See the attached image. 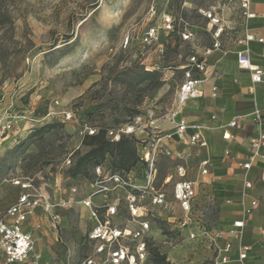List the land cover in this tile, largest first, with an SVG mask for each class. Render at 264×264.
Returning <instances> with one entry per match:
<instances>
[{"label":"rangeland","instance_id":"rangeland-1","mask_svg":"<svg viewBox=\"0 0 264 264\" xmlns=\"http://www.w3.org/2000/svg\"><path fill=\"white\" fill-rule=\"evenodd\" d=\"M209 12L219 13L229 26L221 40L234 52L243 22L238 2L0 0V114L10 111L19 118L17 133L0 145V219L23 194L17 181L30 179L61 203L70 189L79 191L72 206L60 209L58 231L38 230L34 258L27 264H82L94 255L90 214L79 201L93 190L95 168H113L114 157L87 156L95 148L90 136L105 132L114 142L125 137L138 152L145 125L161 123L175 111L190 56L213 46L216 27ZM130 128L134 131L127 133ZM78 166L83 173L75 175ZM180 166L185 163L176 156L160 155L158 185L169 175L174 182ZM242 180L235 183V194L225 197L238 202L212 208L200 201L209 228L229 231L226 222L245 216L250 201L243 197ZM254 192L261 209L247 217L248 231L255 227L249 219L260 215L264 229V181ZM159 227L162 237L150 242L147 264H183L167 255L170 247L182 245L188 246L192 264H215L211 251L192 248L187 231L161 222Z\"/></svg>","mask_w":264,"mask_h":264},{"label":"built area","instance_id":"built-area-1","mask_svg":"<svg viewBox=\"0 0 264 264\" xmlns=\"http://www.w3.org/2000/svg\"><path fill=\"white\" fill-rule=\"evenodd\" d=\"M223 2L238 1L245 22V36L238 39V44L244 48L237 53L238 66L242 71L249 73L253 84H260L264 80V71L260 66L253 63L251 59L250 44L258 42L264 44V36H256L250 31V22L257 19L259 15L252 11L255 2L264 0H220ZM264 18V14L261 15ZM212 25L216 27L213 38L214 44L203 54H193L188 59L187 70L177 93V106L175 111L165 117L171 129L166 130L161 123L145 125L147 136L138 143L137 165L129 171L113 170L112 168L99 165L95 168L93 190L82 198L80 204L89 211L92 227L88 232V241L93 244L94 255L89 256L82 264H147L149 259V245L154 240L149 235L151 221L155 217L154 210H169V193L164 186H158L157 161L160 155L173 156L168 142L177 137L186 141L192 147L208 148V141L201 132V127L191 125L186 120H178L180 109L189 101L204 96L203 84L210 77L218 76L214 68L210 70L207 58L217 51L225 54L221 38L229 35V26L217 16L216 12L207 13ZM150 36H152L150 34ZM188 38V36H185ZM204 76V78H202ZM219 94V88L213 86L212 98ZM254 122L261 129L250 138V157L247 162L240 164L246 173L250 172L254 165L260 160L264 161V128L263 114L260 110L253 113ZM72 119L70 113L66 114V120ZM213 120L217 116H213ZM140 121V119H138ZM19 118L10 111L0 114V145L11 134L17 133ZM223 131V139L229 141L233 138L231 129L244 130V117H235L228 124L219 126ZM89 134L94 130L87 128ZM191 132V133H190ZM129 133V131L127 132ZM226 155H230L226 151ZM182 158V157H181ZM70 162V159L68 160ZM209 160L201 162L200 167L203 175L209 174ZM187 166H180L177 170L179 181L173 182V176H168L164 184L173 185V199L183 212L180 227L190 231V239L202 238L210 246H215L218 238L226 235L225 231L212 234L203 219L205 212L195 214L196 190L195 183L187 180ZM141 180V183L139 182ZM32 180L26 179L21 185L23 194L18 201L10 206L4 218L0 219V264H27L34 258L35 239L27 225L33 230L43 229L45 226L42 219L48 220L49 228L58 231L60 226L59 211L70 207L76 202L79 194L77 188L70 189V196L64 202H59L57 197H52L43 189H38L32 184ZM244 194L255 188V183L245 179L243 181ZM121 193H123L121 195ZM259 207V200L253 198L245 216L253 215ZM124 212L126 224L117 223V218ZM245 220L234 223V230L228 235L235 238L243 234ZM231 243H227L222 249L217 248L218 256L215 264H230L234 262L230 256ZM251 252L248 245L238 247V258L236 264H246ZM264 252V250H263ZM223 254V255H222Z\"/></svg>","mask_w":264,"mask_h":264},{"label":"crops","instance_id":"crops-1","mask_svg":"<svg viewBox=\"0 0 264 264\" xmlns=\"http://www.w3.org/2000/svg\"><path fill=\"white\" fill-rule=\"evenodd\" d=\"M235 2L225 3L232 5L235 4ZM252 11L257 13L259 17L250 22V31L256 36H264V18L261 16L264 14V1L255 2L252 5ZM217 16H219V13H217ZM241 27V35L238 39L244 38L245 36L244 18ZM235 44L234 52L231 53L229 49L224 46L225 44H223L224 50L228 52L227 54L222 51H217L207 58L210 70L214 68L218 73V76L210 77L202 86L205 93L204 96L187 102L180 109L177 117L178 120L184 119L191 125L200 126L202 134L208 141V148L203 149L192 147L186 141H181L177 137L168 142L169 148L174 153L173 156H176L187 166L188 173L186 179L195 183L197 194L195 199V214L197 213V215L200 214L199 212L203 211L198 209L200 201L202 202V205L212 208L216 205H218L219 208L223 207V205L228 207L227 205L229 203L238 202L237 200L232 201V198L225 197L235 194V183L241 179H243L242 183H244L243 181L245 179L255 183V188L246 195L243 194V197L248 198L250 202L253 198H257L259 200V207L255 212H258L261 209L260 195H256L254 191L256 190L257 185H261L264 181V161L260 160L257 162L248 173H245V170L240 164L248 161L250 157V138L255 136L261 129L255 124L253 113L255 110H260L264 118V80L262 83L255 85L251 81L249 73L242 71L239 68L237 53L244 47L239 45L238 42ZM250 51L253 63L260 66L264 71V44L253 42L250 44ZM202 78H204V76H202ZM213 86L219 88V94L216 98H212L211 96ZM215 115L217 116V119L213 120L212 118ZM235 117H244L245 129L241 131L231 129L230 133L233 135V138L229 141H225L223 139V131L219 129V126L228 124ZM161 125H164L163 128L166 130L171 129V125L167 120L162 121ZM263 128L264 120L262 129ZM181 146L183 148H191V150L185 151L182 148L179 149ZM223 150L225 151V155L226 151L230 152V155H227V158L222 155ZM204 160H209L210 162L208 175H203L200 167L201 162ZM229 163L238 165L243 173L240 170L236 171L232 169ZM191 167H193L192 170L190 169ZM194 169H196V178L195 180H192L190 175L194 173ZM175 175L174 182H177L179 181V178L177 174ZM139 182L141 183V180ZM158 186L165 187L169 193L170 204L169 210H154L155 217L151 221L149 232V235L153 236L154 240H158L162 237V230L159 227L161 222L170 226L173 230H177L179 233L187 231L188 243L192 244V248L195 250L211 251L212 260L214 262L218 256L217 248L222 249L227 243H231L232 251L230 256L234 262L230 264H236L235 261L238 258L237 252L240 245H248L251 247V252L246 264H264V229L261 227V215L249 219L255 226L252 231L247 230L252 226L247 219L250 215L237 218L234 223L238 220H245V229L242 235L235 238H230L228 235L231 230H234V223L232 224V222L228 221L225 223L226 229L232 228L229 231H226L219 226L212 229L208 226V229L212 234H216L218 231L226 232L225 236L217 239L215 246H210L208 242L204 241L202 238L191 240L189 237L190 231L180 227L179 219L183 216V212L180 205L173 199V185H166L163 182V185L161 184ZM91 187L92 186H88L87 191H90L92 189ZM200 193L201 197H199ZM122 194L123 193H121V195ZM239 198L241 199L242 196ZM223 199L226 200L222 202ZM85 210L89 212L87 209ZM126 215L128 217V214L122 212L120 216L114 218V221L126 224ZM203 219L205 220V216ZM41 222L45 226L43 229L51 230L49 228L48 220L41 218ZM88 223L91 229L92 224L90 218ZM206 223L208 225V222ZM27 229L32 231L35 239L38 231L33 230L30 225H27ZM167 255L169 256L170 261L173 262H180L183 264L193 263L188 255L187 245L170 247L167 251Z\"/></svg>","mask_w":264,"mask_h":264},{"label":"trees","instance_id":"trees-1","mask_svg":"<svg viewBox=\"0 0 264 264\" xmlns=\"http://www.w3.org/2000/svg\"><path fill=\"white\" fill-rule=\"evenodd\" d=\"M161 86L162 84L160 83L156 86V88H160ZM90 138L95 141V148H93L87 156L105 157V155L111 154L114 157L113 170L129 171L137 165L139 157L132 140L121 137L118 142H114L107 139L105 132H102L97 136H90ZM82 173V166L75 168V175Z\"/></svg>","mask_w":264,"mask_h":264},{"label":"bare ground","instance_id":"bare-ground-1","mask_svg":"<svg viewBox=\"0 0 264 264\" xmlns=\"http://www.w3.org/2000/svg\"><path fill=\"white\" fill-rule=\"evenodd\" d=\"M166 18H167L168 21L171 20L170 17H166ZM132 131H134L133 128H130L129 132H132Z\"/></svg>","mask_w":264,"mask_h":264}]
</instances>
